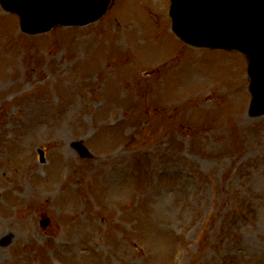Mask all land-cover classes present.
Listing matches in <instances>:
<instances>
[{
    "label": "rangeland",
    "instance_id": "rangeland-1",
    "mask_svg": "<svg viewBox=\"0 0 264 264\" xmlns=\"http://www.w3.org/2000/svg\"><path fill=\"white\" fill-rule=\"evenodd\" d=\"M168 6L37 35L0 6V264H264L247 57L178 40Z\"/></svg>",
    "mask_w": 264,
    "mask_h": 264
},
{
    "label": "water",
    "instance_id": "water-1",
    "mask_svg": "<svg viewBox=\"0 0 264 264\" xmlns=\"http://www.w3.org/2000/svg\"><path fill=\"white\" fill-rule=\"evenodd\" d=\"M20 15L27 33L47 31L55 24L84 25L106 10L107 0H0ZM172 28L186 42L236 48L248 54L251 115L264 113V0H172ZM81 154L86 151L80 147ZM47 222V220L45 221Z\"/></svg>",
    "mask_w": 264,
    "mask_h": 264
}]
</instances>
